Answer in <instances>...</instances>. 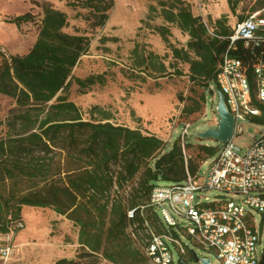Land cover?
Masks as SVG:
<instances>
[{"label": "trees", "instance_id": "obj_1", "mask_svg": "<svg viewBox=\"0 0 264 264\" xmlns=\"http://www.w3.org/2000/svg\"><path fill=\"white\" fill-rule=\"evenodd\" d=\"M226 2L234 12L238 0ZM113 4L114 0H66L68 7L92 14L97 27L105 24ZM262 6L264 0H258L252 11L239 15L234 24ZM42 10L39 31L27 53L6 56L0 51V95L14 101L5 122L8 131L0 137V233L20 228L16 225L22 223L23 206L49 208L77 228V258L87 264H152L144 251L150 239L148 229L156 234L165 230L150 204L152 189L158 181L177 183L185 179L186 171L194 174L216 153L217 146L198 143L193 155L186 154L175 140L166 149V141L155 134L111 122L110 113L98 105L92 106L89 118L84 119L80 108L68 98L70 86L75 83L84 94L95 84L103 85L105 75H73L90 39L66 31L69 20L64 11L50 4ZM156 17L164 23L153 30L168 44L172 61L166 65L165 55L136 43L131 49L129 75L180 76L183 72L176 64H186L189 81L203 90L199 101L183 107L182 113L189 116L200 110L204 92H213L210 86L228 45L226 38L220 37L229 36L234 24L228 26L223 16L209 31L185 0H157L156 6L148 5L147 20L142 22L147 24ZM32 20L33 15L27 12L7 22L19 27ZM168 24L187 35L182 46L169 42ZM229 55L250 67L252 60L239 44ZM247 75L251 103L258 110L248 120L264 126V107L253 96L251 68ZM185 145L189 148L193 143ZM130 210L132 218L128 217ZM190 251L185 255L191 258ZM53 264L82 262L61 258Z\"/></svg>", "mask_w": 264, "mask_h": 264}, {"label": "rangeland", "instance_id": "obj_2", "mask_svg": "<svg viewBox=\"0 0 264 264\" xmlns=\"http://www.w3.org/2000/svg\"><path fill=\"white\" fill-rule=\"evenodd\" d=\"M194 15H199L209 31L213 30V22L225 17L228 26L232 27L239 15L252 11L258 0H238L234 12H231L226 0H185ZM50 4L67 14L68 32H78L90 39L89 49L83 55L73 70L75 77L84 78L90 74L105 75L103 85L95 84L86 93L81 94L77 85L72 83L68 98L81 110L84 119L89 118L88 110L98 105L108 111L111 122L138 128L143 133L155 134L166 141L168 149L178 140L186 154L195 155L196 145L204 143L219 146L213 139H202L197 136L209 128H215L218 122L216 106L218 97L214 92H204V100L200 102V110L189 116L182 113L185 105L199 101L202 88L189 81L188 66L177 63L176 66L183 75L146 76L138 73V77L129 75L131 70V49L138 43L140 47L151 50L160 56L165 55V64L172 61L168 44L153 30L155 26L164 23L161 17L146 21L148 5H157V0H114L113 7L108 11V19L102 27L93 26L94 16L87 10L72 9L66 5V0H0V51L6 56L27 53L34 43L39 31L42 7ZM264 6L257 8L262 9ZM256 9V10H257ZM76 11H80L79 16ZM31 13L33 20L22 22L19 27L9 23L11 18ZM169 42L177 47L187 40V35L174 24H168ZM172 72L171 69H169ZM144 77V80L141 78ZM211 89V88H210ZM14 107V101L0 95V137H4L8 128L6 118L9 110ZM189 124L187 135L182 137V129ZM240 132L232 137L233 144L245 150L253 141L264 134V126L252 123L248 118L237 122ZM193 143L187 148L185 143ZM209 158V157H208ZM211 158V157H210ZM201 164L197 176L203 181L207 174L208 163ZM172 182L158 181L159 186H169ZM225 194L210 190L203 196L195 197V202H206ZM231 197V195H225ZM246 210H249L245 206ZM158 215L159 210H157ZM255 222L260 226L262 215L252 210ZM22 227L10 233L12 251L0 264H53L56 260L81 261L77 258L79 246L77 243V228L65 216L56 215L49 208L23 206L21 210ZM165 229L168 227L164 226ZM173 232V231H172ZM264 233V224H263ZM182 243L188 250H194L199 258L205 256L212 264H221L214 251L204 252L190 238L179 233ZM175 263L179 259L193 261L187 255H180L176 248L169 244ZM104 264V263H100ZM194 264H198L195 263Z\"/></svg>", "mask_w": 264, "mask_h": 264}, {"label": "built area", "instance_id": "obj_3", "mask_svg": "<svg viewBox=\"0 0 264 264\" xmlns=\"http://www.w3.org/2000/svg\"><path fill=\"white\" fill-rule=\"evenodd\" d=\"M220 38H226L228 45L210 88L216 97L218 92L223 95L234 117L232 136L209 157L203 181H199L198 170L194 174L186 171L183 181L152 189L150 204L159 210L161 223L168 227L161 234L148 229L150 239L144 251L152 264H176L169 244L180 255L188 252L179 233L187 235L204 252L214 251L221 264H264V134L245 150L232 142V137L240 132L237 122L258 114L250 99L249 68L254 99L264 107V8L251 12L234 24L229 36ZM237 44L248 52L252 60L250 67L229 55ZM189 127L184 125L182 137L187 135ZM210 190L231 197L224 195L209 201L204 197L206 202L194 201L196 196ZM252 210L262 215L260 226ZM128 217H133V210L128 211ZM16 226L21 228L22 223ZM9 240L10 233H0V259L5 260L12 251Z\"/></svg>", "mask_w": 264, "mask_h": 264}, {"label": "water", "instance_id": "obj_4", "mask_svg": "<svg viewBox=\"0 0 264 264\" xmlns=\"http://www.w3.org/2000/svg\"><path fill=\"white\" fill-rule=\"evenodd\" d=\"M218 94V103L216 106V111L218 113V123L215 128H209L205 131L198 133L197 136L202 139H213L218 141L219 143L227 142L233 132L234 128V117L229 113L226 104L224 102V97L221 93ZM191 259L193 261H184L182 259L179 260V264H211L208 258L199 259L194 250L190 251Z\"/></svg>", "mask_w": 264, "mask_h": 264}]
</instances>
